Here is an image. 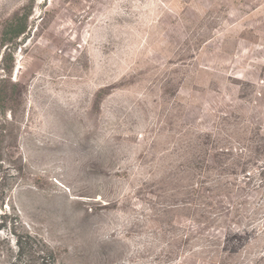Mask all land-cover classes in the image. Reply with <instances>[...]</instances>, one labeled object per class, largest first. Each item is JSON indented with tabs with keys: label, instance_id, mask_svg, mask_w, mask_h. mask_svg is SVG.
Instances as JSON below:
<instances>
[{
	"label": "rangeland",
	"instance_id": "374dc122",
	"mask_svg": "<svg viewBox=\"0 0 264 264\" xmlns=\"http://www.w3.org/2000/svg\"><path fill=\"white\" fill-rule=\"evenodd\" d=\"M0 264H264V0H0Z\"/></svg>",
	"mask_w": 264,
	"mask_h": 264
},
{
	"label": "trees",
	"instance_id": "16d2710c",
	"mask_svg": "<svg viewBox=\"0 0 264 264\" xmlns=\"http://www.w3.org/2000/svg\"><path fill=\"white\" fill-rule=\"evenodd\" d=\"M31 13H32L31 8H25L21 12L13 13V15H11L6 22L7 25L5 27V33H3L4 36L6 37L10 32L12 35V38L10 40L14 42H16L22 37L25 38L29 34L28 29H29V19ZM17 46L18 44L16 42L14 49H9L8 53L5 54V57L12 58L14 52L16 51ZM8 74L10 75L11 71L8 70Z\"/></svg>",
	"mask_w": 264,
	"mask_h": 264
}]
</instances>
